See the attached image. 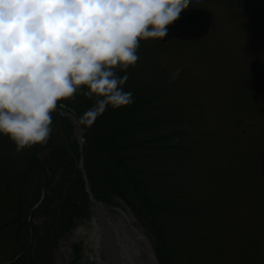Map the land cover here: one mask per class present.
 <instances>
[{
	"label": "rangeland",
	"instance_id": "rangeland-1",
	"mask_svg": "<svg viewBox=\"0 0 264 264\" xmlns=\"http://www.w3.org/2000/svg\"><path fill=\"white\" fill-rule=\"evenodd\" d=\"M198 6L213 14L204 41L140 40L136 64L112 69L131 105L81 125L97 99L81 86L43 145L17 152L0 134V264H104L100 197L154 251L161 235L174 264H264V0Z\"/></svg>",
	"mask_w": 264,
	"mask_h": 264
},
{
	"label": "clouds",
	"instance_id": "clouds-1",
	"mask_svg": "<svg viewBox=\"0 0 264 264\" xmlns=\"http://www.w3.org/2000/svg\"><path fill=\"white\" fill-rule=\"evenodd\" d=\"M190 0H0V134L20 152L43 145L52 113L84 86L92 126L108 107L131 105L124 91L140 40H160ZM180 69L173 73L174 80ZM61 109L64 104L59 105Z\"/></svg>",
	"mask_w": 264,
	"mask_h": 264
},
{
	"label": "bare ground",
	"instance_id": "bare-ground-1",
	"mask_svg": "<svg viewBox=\"0 0 264 264\" xmlns=\"http://www.w3.org/2000/svg\"><path fill=\"white\" fill-rule=\"evenodd\" d=\"M122 217H124L128 223L133 221L132 216L129 214V212H125V210H122ZM111 221V220H110ZM109 226L112 228L111 232L107 234L109 237V240L113 242L117 246V255L119 256V259H111V262L108 264H158L155 260V257L151 253L150 245L147 237L142 233L141 231L135 230L136 234H132L130 230H128V226L124 227V224L122 223V219L117 220L116 222H108ZM132 228V226H130ZM81 230L78 228V232ZM108 232V229H107ZM145 242L144 246L146 249H148L150 263L143 258V251L139 249V244H143Z\"/></svg>",
	"mask_w": 264,
	"mask_h": 264
},
{
	"label": "water",
	"instance_id": "water-1",
	"mask_svg": "<svg viewBox=\"0 0 264 264\" xmlns=\"http://www.w3.org/2000/svg\"><path fill=\"white\" fill-rule=\"evenodd\" d=\"M212 23L211 14L203 9L192 8L184 9L176 21L166 26L167 36L179 37L183 39H197L206 34ZM99 207L105 210L102 203H98ZM105 224L108 225V220L105 215H101ZM105 247L108 257L117 259L116 246L106 236Z\"/></svg>",
	"mask_w": 264,
	"mask_h": 264
},
{
	"label": "trees",
	"instance_id": "trees-1",
	"mask_svg": "<svg viewBox=\"0 0 264 264\" xmlns=\"http://www.w3.org/2000/svg\"><path fill=\"white\" fill-rule=\"evenodd\" d=\"M144 53H146V52H148V48H144ZM151 51V50H150ZM140 55H142V53L140 54H138L137 56H140ZM59 123V122H58ZM57 123V124H58ZM60 125H61V123H60ZM84 135H85V137L87 138V140H88V145L89 144H91V141H90V139H89V137H88V133L84 130ZM89 147V146H88ZM105 152H102L101 153V157L103 158V157H106V156H104L105 154H104ZM110 154V152H108V155ZM91 157L89 156L88 157V162L90 163V166L89 167H91L92 165H93V159H90ZM138 158V157H137ZM104 159V158H103ZM89 163H88V165H89ZM90 172V174H91V179L93 180L94 179V175H97V172L96 173H94V172H92L91 170L89 171ZM122 191V192H121ZM120 193L124 196V197H126L128 200H129V202H131V199L129 198V196L127 195V192L125 191V190H123V189H121L120 190Z\"/></svg>",
	"mask_w": 264,
	"mask_h": 264
}]
</instances>
